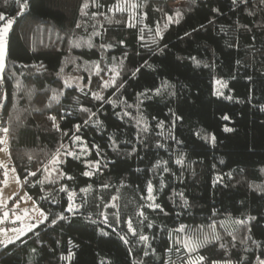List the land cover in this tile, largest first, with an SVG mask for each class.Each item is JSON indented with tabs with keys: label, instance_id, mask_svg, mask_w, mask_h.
Segmentation results:
<instances>
[{
	"label": "trees",
	"instance_id": "trees-1",
	"mask_svg": "<svg viewBox=\"0 0 264 264\" xmlns=\"http://www.w3.org/2000/svg\"><path fill=\"white\" fill-rule=\"evenodd\" d=\"M124 6L28 0L21 12L16 0H0V26L13 20L0 116L11 163L47 217L2 247L0 264H188L177 259L185 254L178 237L209 232L196 254L202 264H260L264 3L134 0L132 13ZM140 20L160 31L154 48L143 45ZM97 64L117 70L114 85L91 72ZM76 74L88 88L70 81ZM75 136L86 154L65 157L60 175L46 181V166ZM227 220L244 223L223 227Z\"/></svg>",
	"mask_w": 264,
	"mask_h": 264
},
{
	"label": "rangeland",
	"instance_id": "rangeland-1",
	"mask_svg": "<svg viewBox=\"0 0 264 264\" xmlns=\"http://www.w3.org/2000/svg\"><path fill=\"white\" fill-rule=\"evenodd\" d=\"M124 3L127 6H124V9H130L132 13V4H134V0H124ZM11 20L13 23L12 19ZM8 20H6L1 26L0 30H2L7 24ZM11 23V26H12ZM141 24V39L143 45L148 48H154L160 38L159 30H149L145 26H143L142 20H140ZM11 26L6 34V55L4 57V68L6 64L7 58V40L8 34L10 32ZM2 34V31H0ZM3 71L0 72V77L3 76ZM101 66L94 65L92 67L91 72L96 73L100 78H102V82L104 84L105 81L111 82L112 80H116L118 77V72L115 68L100 70ZM95 74V76H96ZM71 82H74L79 88H88L89 86L84 83L81 75L76 74L75 76L69 77ZM220 81L221 83H217ZM110 85H113L110 83ZM110 85L108 87H110ZM216 90L220 93H224V83L222 80L215 81ZM6 128L2 129L0 134V249L8 244L15 243L21 238L25 237L29 232L33 231L40 224L44 223L46 219L43 217L46 214L40 209L37 203L32 199V197L25 190L22 180L20 179L15 167L11 163L10 150H9V136L8 132L5 131ZM63 150V149H62ZM60 150L49 162V164L45 168V180L52 182L56 180V178L60 175L59 172V163H53L54 158L59 156L60 161H63L65 157L68 155H64L66 151H75L77 156H84L87 152L86 147L83 145L81 141H75L74 146L65 147L64 150ZM151 205L155 208L154 205V197H151ZM43 213V216H42ZM6 214V215H5ZM238 224V222H233L231 220H227L222 222L223 227L232 228L234 225ZM208 232V231H207ZM206 232H203V234ZM188 235V234H187ZM195 234L191 236L193 241H204L205 237H207V241L211 237V232L207 235L205 234L203 238L199 237ZM190 237V236H189ZM189 238L182 234L178 237V245H180V249L178 251L185 252L184 255L178 256V260L184 257H188V262L190 259L196 260L197 252L203 248H198L194 252H189L187 248H185V242H187ZM182 257V258H180ZM215 264H226V262H219ZM231 264H237L232 263Z\"/></svg>",
	"mask_w": 264,
	"mask_h": 264
},
{
	"label": "snow or ice",
	"instance_id": "snow-or-ice-1",
	"mask_svg": "<svg viewBox=\"0 0 264 264\" xmlns=\"http://www.w3.org/2000/svg\"><path fill=\"white\" fill-rule=\"evenodd\" d=\"M16 2L19 4V8H20L21 12L24 9L27 8L28 0H23V2H21V0H16ZM234 2H235V0H234ZM261 2L264 3V0H261ZM88 6H89L88 3H84L83 4V8H87ZM133 7H135V5H133ZM117 8H118V10H121V11L123 10L122 8H120L119 5L117 6ZM3 19H4V16L2 14H0V20H3ZM169 19H171V17H169ZM11 23H12V21L8 20V22L5 25V27L2 30H0V31H2V34H0V72H2L3 68H4V57L6 55V39H5V37H6V34H7L8 30H9V27L11 26ZM77 26L79 27V25H77ZM137 71H138V69H137ZM0 79H2V77H0ZM110 83L114 85L115 84V80H112L111 82L105 81L104 82V87H108L110 85ZM217 83L219 84L221 82L217 81ZM157 92H159V89H157ZM217 94L218 95H222V93H220L219 91L217 92ZM94 96H95V98L97 100H102L103 99V97L98 95V94H94ZM52 99L55 100V99H57V97L53 96ZM84 111H89V110L88 109H84ZM92 115H95V113H92ZM51 119L55 120V117H52ZM225 119H227V117H225ZM85 123H87V121H85ZM97 123H99V121H97ZM54 126L59 128L58 125H54ZM76 130L77 131L80 130V126L79 125L76 126ZM225 130L226 131H231V129H225ZM5 131H7V129H5ZM212 139L214 140L215 138L213 137ZM73 140H74V142L75 141H80L81 137L75 136V137H73ZM64 155L72 156L73 158H78L75 151H66L64 153ZM59 162H62V161H60L59 156L54 158L53 163H59ZM178 163H179V161H178ZM33 175H35V173H33ZM84 175H92V173L91 172H86V173H84ZM68 178L71 179V177H68ZM82 191H86V190L82 189ZM148 191H149V193L152 192L151 186H149ZM69 198L71 199V197H69ZM156 207H159V205H156ZM68 211H73V208L70 206ZM140 215L143 216L144 213L141 212ZM42 216H43V213H42ZM43 218L47 219L46 216H44ZM60 219H64V217L61 216ZM105 220H106V218H105ZM53 223H55V221H53ZM239 223H244V222L240 221ZM149 226H151V225H149ZM129 227H131V221H129ZM183 230H184V228L182 226L180 231H183ZM133 233L135 234V230L134 229H133ZM140 239L142 241H147L148 237L147 236H141ZM215 239H219V237L217 236V237H215ZM125 242L127 243V241H125ZM205 242H207V237H205L204 241H193L191 238H189V240L187 242H185V248H187L189 252H194L198 248L202 247ZM221 247H223V245H221ZM64 259H69V257H64ZM204 259L205 258L203 256H200L196 260L190 259L188 264H202ZM214 264H215V262H214ZM226 264H231V262L230 261L226 262ZM260 264H264V260H261Z\"/></svg>",
	"mask_w": 264,
	"mask_h": 264
},
{
	"label": "built area",
	"instance_id": "built-area-1",
	"mask_svg": "<svg viewBox=\"0 0 264 264\" xmlns=\"http://www.w3.org/2000/svg\"><path fill=\"white\" fill-rule=\"evenodd\" d=\"M5 125V118L3 116H0V132L4 128Z\"/></svg>",
	"mask_w": 264,
	"mask_h": 264
}]
</instances>
